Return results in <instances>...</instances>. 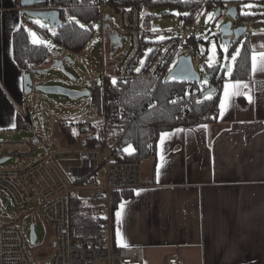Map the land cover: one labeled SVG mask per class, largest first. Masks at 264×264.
Listing matches in <instances>:
<instances>
[{
	"label": "crops",
	"instance_id": "crops-1",
	"mask_svg": "<svg viewBox=\"0 0 264 264\" xmlns=\"http://www.w3.org/2000/svg\"><path fill=\"white\" fill-rule=\"evenodd\" d=\"M24 12L20 0H0V132L5 133L22 128L18 118L32 128L27 73L12 59L13 33L21 26L29 31ZM258 42L264 44V38H253L257 70L252 55L251 77L240 81V94H233L236 81L225 72L220 99L225 108L219 105L204 123L161 135L156 156L141 163L146 165L142 186L112 218L116 245L144 247L146 264H167L171 257L186 264H264V72L258 56L264 48H256Z\"/></svg>",
	"mask_w": 264,
	"mask_h": 264
},
{
	"label": "built area",
	"instance_id": "built-area-1",
	"mask_svg": "<svg viewBox=\"0 0 264 264\" xmlns=\"http://www.w3.org/2000/svg\"><path fill=\"white\" fill-rule=\"evenodd\" d=\"M119 1L93 0L91 3L100 11L96 30L102 34L103 42L106 32L127 40V49L116 70L113 74L104 71L102 83L92 87L91 101L80 118L54 119L60 126L70 128L73 142L67 143L64 138L67 143L64 151L75 155V159L67 162L68 167L64 168L59 163L57 152H50L37 161L22 165L34 153V142L28 138L21 142H0V161L15 158L16 164L9 168L3 167L4 163L0 165V191L6 193L17 208L35 205L36 211L40 212L54 233V241L48 248L51 253L41 255L40 248L36 247L37 238L32 242L31 234L29 238L25 236L27 224L22 221L23 218L17 221L18 224L1 228L0 264H145L144 247L119 246L113 238V196L140 188L142 168L140 162L126 159L137 151L132 143H122L125 132L123 122L127 113L124 108H110L114 101L110 91L116 83L158 76L175 51L195 58L198 44L196 25L205 14L209 16L211 4L226 3L227 0L154 1L201 5L193 22L183 20L179 29L183 35L162 43L154 52L152 48L144 50V4L118 7ZM48 9V6L38 8L40 11ZM115 15L120 19L119 25L115 24ZM144 56L145 63L142 62ZM35 99V94H31L30 100L35 102ZM41 109H44L43 105ZM216 114L217 111H211L207 116ZM182 117L183 114L178 115V118ZM114 118L122 122L116 123ZM101 168L104 184L99 182ZM77 202L89 209V216L93 220L103 222L96 226L73 227L71 208ZM167 264H186V261L171 257Z\"/></svg>",
	"mask_w": 264,
	"mask_h": 264
},
{
	"label": "trees",
	"instance_id": "trees-1",
	"mask_svg": "<svg viewBox=\"0 0 264 264\" xmlns=\"http://www.w3.org/2000/svg\"><path fill=\"white\" fill-rule=\"evenodd\" d=\"M93 0H53L49 5L50 10H58L62 25L55 29L51 34L49 30L41 28L33 23L34 31L42 38H53L54 42L62 49L73 54H82L87 45L92 41L96 33V25L100 20V11L92 5ZM155 0H120L118 7H130L143 3L146 8H153L161 5H170L189 12L188 16L182 17L193 22L197 17L201 5L189 6L182 4H173L168 2L154 3ZM225 3L218 5L211 4V10L215 6L224 7ZM245 18L240 17V22ZM79 21V23H77ZM83 24L85 27L81 28ZM153 34L147 32L144 37V50L152 48L153 52L164 42L154 43L148 38ZM255 35H246L241 40L234 42L233 48L242 43V50L237 59L234 69L230 73V80L245 81L251 77L253 38ZM232 50V45L230 46ZM199 45L195 47V54L200 53L205 57L207 51L201 53ZM178 53L175 51L162 68L160 74L153 78H137L127 83H116L110 91V108H124L127 118L123 122L125 132L122 137L124 145L133 144L137 153L126 158L128 161H137L142 163L150 157H155L160 136L178 129L180 127H191L204 123L209 120L208 112L217 111L220 105V99L223 84L226 79L225 70L217 71L221 66L209 68L207 63L205 69L207 75H211L208 82H192L167 80L172 66ZM53 55L44 44L33 43L30 31L24 26L19 27L12 37V59L14 63L23 72L29 73L46 68ZM216 72L215 75L213 73ZM205 82V83H204ZM209 83V84H207ZM212 87L216 90L208 98L205 95ZM183 114L182 118L178 115ZM116 123L122 122L114 118ZM19 127L25 126L23 118H18ZM67 143H72L70 128L61 127ZM133 191L116 193L112 199V218L115 221L116 211L122 202L129 199ZM103 221H95L89 216V209L84 208L78 202L71 208V224L73 227L96 226ZM146 264V261H145Z\"/></svg>",
	"mask_w": 264,
	"mask_h": 264
},
{
	"label": "rangeland",
	"instance_id": "rangeland-1",
	"mask_svg": "<svg viewBox=\"0 0 264 264\" xmlns=\"http://www.w3.org/2000/svg\"><path fill=\"white\" fill-rule=\"evenodd\" d=\"M162 1V0H155ZM162 3V2H159ZM229 7H236L240 12V17L245 18L243 22L238 23V20H232L226 16V10ZM219 6H215L211 10L209 9V16L205 14L202 20L196 25L195 37L200 49L207 51L205 57L200 53L196 54L194 63L196 70L204 79L206 74L205 63L209 68L221 65V68L226 70L230 65L231 69H234L237 59L242 50V43L233 48L234 40L232 43V50L229 45L223 44L219 39L220 28L229 21L237 23V27H246L249 34L255 35V37L264 38V2L260 0H227L224 4L222 14L219 17L215 16L216 10ZM189 12L170 5H161L153 8H143V27L146 32L153 34L152 41L154 43L163 42L172 38L183 35L179 29L183 25L182 17L188 16ZM39 21V23H36ZM115 24L119 25L120 19L117 15L114 16ZM45 25L41 27L49 30L51 34L55 33L54 28L41 19L27 16L25 25L28 27L30 33L33 35V40L36 39L37 44H44L51 51L53 57L48 62V68L50 69L48 75H36L38 83L46 86H60L63 88L76 90L80 92H90L92 87L96 84L102 83V76L104 71L107 74H111L121 56L127 49V40L122 39L123 47L119 45H113L109 35L106 32L105 42H103L102 34L100 31H96L93 40L89 45V52H83L82 54H73L65 51L58 44H56L53 38L42 39L33 29L32 24ZM256 48H264V44L258 42ZM239 51L236 61H232L231 56ZM182 54H178L172 69L176 66L178 58ZM70 60H67V59ZM64 61V70L52 68L56 62ZM142 62H146V56L142 57ZM74 63V64H73ZM171 69V70H172ZM205 83V82H204ZM209 84V83H207ZM36 100L32 102L27 96V105L31 114L32 128L25 129L24 126L16 131L0 132V139L6 142H21L25 139H31L32 142L36 138L39 141L34 142L35 151L32 156L23 162L22 165L39 160L41 157L47 155L50 152H57L59 163L67 168V162H72L75 159V155L65 153L67 149V143L65 141V135L62 132L60 123L55 122L62 120H74L73 118L78 116L85 105L90 103L91 96L81 97L79 99H69L64 96L57 95H45L35 91ZM212 97L211 94L207 96ZM29 99V100H28ZM45 105V110L41 111V106ZM15 158L8 160L3 164V167H15ZM71 166V165H69ZM142 173H145L146 165L142 164ZM99 182L104 184L102 168L99 172ZM22 219L27 224L25 229V236L29 238L31 234V227H34L37 236L36 247L40 248L41 255H49L51 250V243L54 241V233L52 228L44 220L40 212L36 211L35 205H30L25 208H17L12 199L4 192L0 191V229L10 224H18V220ZM31 243V242H30Z\"/></svg>",
	"mask_w": 264,
	"mask_h": 264
},
{
	"label": "water",
	"instance_id": "water-1",
	"mask_svg": "<svg viewBox=\"0 0 264 264\" xmlns=\"http://www.w3.org/2000/svg\"><path fill=\"white\" fill-rule=\"evenodd\" d=\"M50 3L53 4V0H20L21 7L25 9V14L28 16H32L34 18H38L43 20L46 23H49L53 28H57L58 26L62 25V20L60 18V13L58 10H50V11H40V10H32L37 5ZM223 7H219L216 12L215 16L219 17L222 14ZM226 16L232 20H238L240 23V12L236 7H229L226 10ZM109 18V17H108ZM233 21H229L228 23L224 24L220 28L219 39L223 44L231 46L234 42H237L244 38L247 33L248 29L246 27H237ZM109 38L113 45H119L123 47L122 39L117 34H110ZM201 53L203 51L201 50ZM67 60H70L69 58ZM74 64V63H73ZM59 70H64V61L56 62V64L52 67ZM217 71L221 70V66H219ZM231 68L230 65L227 67V72H230ZM50 69L47 70H37L34 72H29L24 76V94L26 96L35 93V91L45 94V95H57V96H64L69 99H79L81 97H89L91 96V92H80L76 90H71L67 88H63L60 86H46L38 83L37 78L35 77L38 75H48ZM215 71L213 75L216 74ZM211 78V75H207L204 79L198 73L195 67L194 58L190 55H182L178 58V62L176 66L170 71L167 76V80H178V81H192V82H201L202 80L208 82ZM216 90L215 87H212L205 95L212 94ZM28 115V123L31 122V114L29 109H27ZM4 140L0 139V142ZM38 140L35 138L34 142ZM9 159L5 158L0 161V165L7 162ZM37 236L34 230V227H31V239L32 242L36 240Z\"/></svg>",
	"mask_w": 264,
	"mask_h": 264
},
{
	"label": "snow or ice",
	"instance_id": "snow-or-ice-1",
	"mask_svg": "<svg viewBox=\"0 0 264 264\" xmlns=\"http://www.w3.org/2000/svg\"><path fill=\"white\" fill-rule=\"evenodd\" d=\"M36 23H39V21H36ZM77 23H79V21H77ZM40 26L41 27H46L45 25H40ZM80 27L81 28H84L85 26L83 24H81ZM30 34L35 37V33H30ZM37 42H39V41H37L36 39L33 40V43H37ZM238 55H239V51L237 50L231 56L232 61H236ZM258 56H259V61H260L259 71L264 72V52H260L258 54ZM256 61H257V54L254 53L253 54V71L254 72L257 70V63H256ZM137 71H139V69ZM114 83H115V81H114ZM241 83L242 82H240V81H236V83L231 86L233 89H236L237 90L233 94H235V95H239L240 94L239 91H238V89L240 88ZM243 86L244 87H247V85H243ZM228 88H229V86L228 85H225V98L226 99L229 96ZM249 99H251V97H249ZM220 107H221L222 110L225 108V101H223V100L221 101ZM166 135H168V133H163L162 134V136H166ZM137 195H139V192H137ZM117 235H118V240H119L120 239V234L118 233ZM121 246L127 247V244L126 243H123Z\"/></svg>",
	"mask_w": 264,
	"mask_h": 264
}]
</instances>
